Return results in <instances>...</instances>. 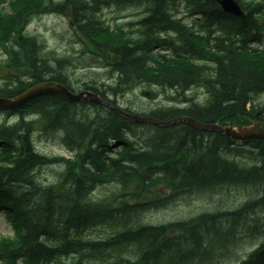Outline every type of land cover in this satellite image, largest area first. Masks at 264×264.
Returning a JSON list of instances; mask_svg holds the SVG:
<instances>
[{
    "label": "trees",
    "instance_id": "trees-1",
    "mask_svg": "<svg viewBox=\"0 0 264 264\" xmlns=\"http://www.w3.org/2000/svg\"><path fill=\"white\" fill-rule=\"evenodd\" d=\"M51 1L0 0V47L7 54L0 64L1 96L45 80L74 89L62 70L67 59L46 52L41 39L26 31L33 16L71 5L90 60L117 75L105 90L86 82L78 84L80 90L116 105L140 83L171 89L176 99L201 86L208 93L204 103L184 98L189 102L184 107L155 108L146 115L162 121L188 117L201 124L264 121L257 102L264 93V52L252 46L264 38V0H238L244 17L224 12L214 0H184L187 24L174 17L181 1L147 0L149 16L138 37L103 26L97 17L103 0ZM162 47L171 53L156 51ZM0 113V209L20 231L0 240V261L264 264L263 139L237 144L189 123H141L107 106L49 95ZM37 132L60 140L73 156L40 153L34 145ZM55 164L64 165L56 184L37 180L43 167ZM226 186L245 189L250 199L188 220L143 223L144 212L173 197ZM246 238L259 242L241 258L238 249Z\"/></svg>",
    "mask_w": 264,
    "mask_h": 264
},
{
    "label": "rangeland",
    "instance_id": "rangeland-1",
    "mask_svg": "<svg viewBox=\"0 0 264 264\" xmlns=\"http://www.w3.org/2000/svg\"><path fill=\"white\" fill-rule=\"evenodd\" d=\"M145 14V12H144ZM30 31L39 33L42 38L45 40V43L49 49H54L57 53L55 56L65 57L62 55L71 56V58L65 57L67 60L63 63L62 70L66 73V79L72 83H77L78 81L82 84L84 81H90L91 84L99 86L103 83H113V79H110L105 68H94L92 66H87L86 59L88 54L82 53V43L70 33L69 25H57L55 22L50 20L44 21H35L30 27ZM141 28L136 31L135 34L125 33L126 35L140 36ZM78 40V41H77ZM45 47L44 50L48 52V48ZM5 58L3 50L0 48V62ZM73 58V59H72ZM90 62V58L87 60ZM53 64L54 61L51 60ZM76 66L75 76L71 73L70 70H74ZM77 75V76H76ZM159 86V85H157ZM147 87L140 86L133 88L131 91H127L124 97L120 96L117 98L120 105L125 107H130L132 109H139L144 111H149L150 108H159V107H174L180 106L183 107L188 105L187 102H180L179 100L184 99L185 97L192 102H202L206 99L208 95L207 91L203 87H196L188 92L184 93V96L179 98V100L173 98L164 97V95L170 96V89H165L167 92H163L162 87ZM161 87V88H160ZM137 88V89H136ZM146 89L152 90V95L147 98L142 95V91ZM157 93V95H155ZM164 94V95H163ZM126 97V98H125ZM258 104L264 103V96H260L257 99ZM2 115H0V120ZM34 142L36 148L45 154H64L67 155L64 147L57 141L52 138L46 139L40 137L38 134L34 137ZM65 146V145H64ZM66 147V146H65ZM61 170V167H51L44 168L41 173L38 181L44 180L46 182H55L58 179V173ZM242 193L238 189L226 188L225 190H219L218 192H202L199 194H194L190 197L185 196L180 198L177 201H173L170 204L162 207L160 209H153L145 214L143 221L151 223H159L163 221H168L177 217H187L193 216L198 212H202L208 209H214L215 200L223 199V206L227 207L232 205L233 202L237 204L244 200ZM227 202V203H226ZM226 203V204H225ZM0 231L2 234H12V227L9 221L6 219L5 215L0 212ZM253 245H245V250H250ZM244 249L240 250L243 252Z\"/></svg>",
    "mask_w": 264,
    "mask_h": 264
},
{
    "label": "water",
    "instance_id": "water-1",
    "mask_svg": "<svg viewBox=\"0 0 264 264\" xmlns=\"http://www.w3.org/2000/svg\"><path fill=\"white\" fill-rule=\"evenodd\" d=\"M218 1L226 11H230L237 15H241L240 8L234 0H218ZM42 95L56 96L58 98H61L69 102L80 101V100H92L96 103L104 102L98 95L93 94L91 92L84 91L78 94H74L71 91H69L65 85L61 83L55 81H47L34 85L33 87H31L30 89H28L27 91L16 97L13 98L0 97V107L11 108V109L18 108ZM105 104L111 108L115 107L108 102H106ZM123 114L129 118H133L142 122L151 121L149 118L138 117L125 112ZM174 122H185L191 124L192 126L198 129L217 131L227 136L228 138L234 140H245L252 138L264 139V124L259 122L254 123L253 125L250 126L229 125L226 127H221L214 124L213 125L201 124L196 120L188 117L178 118ZM174 122H171L169 124H172Z\"/></svg>",
    "mask_w": 264,
    "mask_h": 264
},
{
    "label": "bare ground",
    "instance_id": "bare-ground-1",
    "mask_svg": "<svg viewBox=\"0 0 264 264\" xmlns=\"http://www.w3.org/2000/svg\"><path fill=\"white\" fill-rule=\"evenodd\" d=\"M179 1H181V3L184 1V0H179ZM215 1V0H214ZM96 2V1H95ZM143 2L145 3V2H147V0H143ZM220 6V5H219ZM180 7H181V5H180ZM179 7V8H180ZM221 7V6H220ZM222 9V8H221ZM223 10V9H222ZM224 11V10H223ZM144 12H145V10H144ZM224 12H226V13H229V14H232V15H236V14H234V13H231V12H228V11H224ZM145 14H146V12H145ZM180 14V9H179V12H177L175 15H174V17L175 16H177V15H179ZM236 16H238V17H241V16H239V15H236ZM143 20V19H142ZM190 21H191V18H189V23H190ZM141 28V33H140V36H142L143 35V33H144V31H145V29H144V27H143V25L142 24H140V27H139V29ZM79 30H80V28H79ZM81 31V30H80ZM82 32V31H81ZM124 33V32H123ZM125 34V33H124ZM252 46H254V47H256V48H258L259 49V51L260 52H264V38H263V41L262 42H259V43H253L252 44ZM167 50H168V48H166V47H162V48H160V49H157L156 51L157 52H160V53H163V52H167ZM157 85V84H156ZM201 87V86H200ZM171 90V89H170ZM186 92H188V91H186ZM177 97H175L174 99H176ZM186 98V97H185ZM108 100L109 99H107V98H104V102L103 103H97V105H103V106H106V102H108ZM177 100V99H176ZM179 100V99H178ZM180 102H186V101H182V100H179ZM187 103H189V102H187ZM199 103V102H198ZM186 106V105H185ZM180 107V106H179ZM184 107V106H183ZM159 108H164V107H159ZM114 111H116V112H118L120 115H122V116H124V110H123V107L121 106V105H116L114 108H112ZM153 109H155V108H153ZM147 118H149L151 121H149L148 123H151V124H157V125H162V126H166V125H169V123H171V122H174L176 119H178V118H174V119H172V120H169V121H162V120H158V119H156V118H154V117H152V116H148L147 115Z\"/></svg>",
    "mask_w": 264,
    "mask_h": 264
}]
</instances>
